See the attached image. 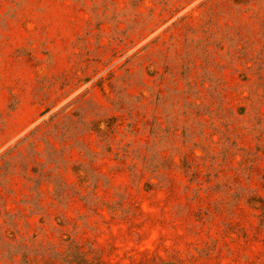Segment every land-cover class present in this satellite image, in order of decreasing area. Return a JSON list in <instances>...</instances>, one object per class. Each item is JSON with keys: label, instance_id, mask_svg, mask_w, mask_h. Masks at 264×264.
Returning a JSON list of instances; mask_svg holds the SVG:
<instances>
[{"label": "rangeland", "instance_id": "rangeland-1", "mask_svg": "<svg viewBox=\"0 0 264 264\" xmlns=\"http://www.w3.org/2000/svg\"><path fill=\"white\" fill-rule=\"evenodd\" d=\"M0 264H264V0H0Z\"/></svg>", "mask_w": 264, "mask_h": 264}]
</instances>
